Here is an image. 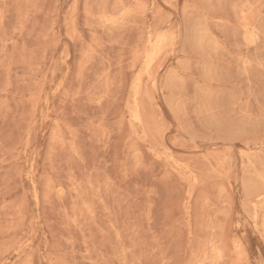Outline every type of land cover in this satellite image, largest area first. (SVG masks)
I'll return each instance as SVG.
<instances>
[{"label": "rangeland", "instance_id": "rangeland-1", "mask_svg": "<svg viewBox=\"0 0 264 264\" xmlns=\"http://www.w3.org/2000/svg\"><path fill=\"white\" fill-rule=\"evenodd\" d=\"M0 264H264V0H0Z\"/></svg>", "mask_w": 264, "mask_h": 264}, {"label": "bare ground", "instance_id": "bare-ground-1", "mask_svg": "<svg viewBox=\"0 0 264 264\" xmlns=\"http://www.w3.org/2000/svg\"><path fill=\"white\" fill-rule=\"evenodd\" d=\"M149 66V65H148ZM147 67V66H146ZM147 70V69H146Z\"/></svg>", "mask_w": 264, "mask_h": 264}]
</instances>
